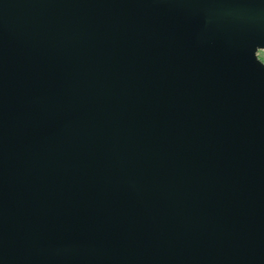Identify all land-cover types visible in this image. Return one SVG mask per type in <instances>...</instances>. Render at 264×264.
<instances>
[{
  "label": "water",
  "instance_id": "95a60500",
  "mask_svg": "<svg viewBox=\"0 0 264 264\" xmlns=\"http://www.w3.org/2000/svg\"><path fill=\"white\" fill-rule=\"evenodd\" d=\"M264 0H0V264H264Z\"/></svg>",
  "mask_w": 264,
  "mask_h": 264
},
{
  "label": "rangeland",
  "instance_id": "374dc122",
  "mask_svg": "<svg viewBox=\"0 0 264 264\" xmlns=\"http://www.w3.org/2000/svg\"><path fill=\"white\" fill-rule=\"evenodd\" d=\"M258 56H259V58L264 59V50H259Z\"/></svg>",
  "mask_w": 264,
  "mask_h": 264
},
{
  "label": "built area",
  "instance_id": "2783aa9c",
  "mask_svg": "<svg viewBox=\"0 0 264 264\" xmlns=\"http://www.w3.org/2000/svg\"><path fill=\"white\" fill-rule=\"evenodd\" d=\"M261 59V58H260ZM264 62V59H261Z\"/></svg>",
  "mask_w": 264,
  "mask_h": 264
}]
</instances>
